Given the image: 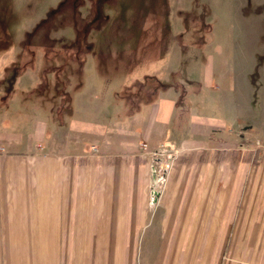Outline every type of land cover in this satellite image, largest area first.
<instances>
[{"label":"crops","instance_id":"obj_1","mask_svg":"<svg viewBox=\"0 0 264 264\" xmlns=\"http://www.w3.org/2000/svg\"><path fill=\"white\" fill-rule=\"evenodd\" d=\"M87 87L68 122L0 113V264H116V251L127 254L121 264H141L154 220L161 237L189 241L152 250L158 233L148 236L147 252L159 256L146 264H214L209 253L227 251L230 237L237 260L224 264H264V128L251 116L252 88H156L133 113L120 116L114 101L103 117L98 82ZM161 145L175 155L152 213ZM161 214L178 220L172 233Z\"/></svg>","mask_w":264,"mask_h":264},{"label":"rangeland","instance_id":"obj_2","mask_svg":"<svg viewBox=\"0 0 264 264\" xmlns=\"http://www.w3.org/2000/svg\"><path fill=\"white\" fill-rule=\"evenodd\" d=\"M89 82H98L100 92L92 94L104 98L103 117L114 101L120 116L133 113L156 88H232L235 82L236 88H252L251 116L264 128V0H0V113L10 107L22 118L68 122L80 117L79 92ZM156 152L148 188L152 213L161 207L175 155L164 157L168 169L155 178L161 161ZM162 216L172 233L178 220ZM158 225L150 222L140 238L141 264L147 255L159 256L147 252L148 236L156 233L152 250L175 246L176 239L187 248L189 236L161 237ZM116 239L122 247L130 241ZM228 240L227 251L213 245L214 264L237 260ZM204 241L196 237L199 251ZM114 260L121 264L127 254L116 251Z\"/></svg>","mask_w":264,"mask_h":264},{"label":"built area","instance_id":"obj_3","mask_svg":"<svg viewBox=\"0 0 264 264\" xmlns=\"http://www.w3.org/2000/svg\"><path fill=\"white\" fill-rule=\"evenodd\" d=\"M145 147V145H143V148ZM167 154H166V153ZM159 156H160V158H161V161H160V163H159V168H158V170L156 171L155 169H154V171H155V178H157V177H164L165 176V173H166V168L169 166V164L167 163V161L165 160V158L167 157V156H171V153L170 152H167L165 149H164V147L161 145L160 146V148H159V151L158 152H156ZM165 157V158H164ZM162 158H163V161H162ZM168 169V168H167Z\"/></svg>","mask_w":264,"mask_h":264},{"label":"water","instance_id":"obj_4","mask_svg":"<svg viewBox=\"0 0 264 264\" xmlns=\"http://www.w3.org/2000/svg\"><path fill=\"white\" fill-rule=\"evenodd\" d=\"M158 160H159L158 158H155V159H154L155 162H158Z\"/></svg>","mask_w":264,"mask_h":264}]
</instances>
